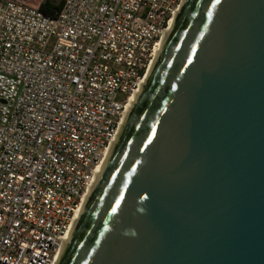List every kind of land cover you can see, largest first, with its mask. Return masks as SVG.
<instances>
[{
  "label": "water",
  "instance_id": "1",
  "mask_svg": "<svg viewBox=\"0 0 264 264\" xmlns=\"http://www.w3.org/2000/svg\"><path fill=\"white\" fill-rule=\"evenodd\" d=\"M52 264H264V0H181Z\"/></svg>",
  "mask_w": 264,
  "mask_h": 264
},
{
  "label": "built area",
  "instance_id": "2",
  "mask_svg": "<svg viewBox=\"0 0 264 264\" xmlns=\"http://www.w3.org/2000/svg\"><path fill=\"white\" fill-rule=\"evenodd\" d=\"M0 0V264H52L181 0Z\"/></svg>",
  "mask_w": 264,
  "mask_h": 264
},
{
  "label": "trees",
  "instance_id": "3",
  "mask_svg": "<svg viewBox=\"0 0 264 264\" xmlns=\"http://www.w3.org/2000/svg\"><path fill=\"white\" fill-rule=\"evenodd\" d=\"M62 5V1L57 2L55 0H42L40 2V9L49 15H54L56 14V11L62 8Z\"/></svg>",
  "mask_w": 264,
  "mask_h": 264
},
{
  "label": "rangeland",
  "instance_id": "4",
  "mask_svg": "<svg viewBox=\"0 0 264 264\" xmlns=\"http://www.w3.org/2000/svg\"><path fill=\"white\" fill-rule=\"evenodd\" d=\"M29 3H33V4H38L39 2H41L42 0H25Z\"/></svg>",
  "mask_w": 264,
  "mask_h": 264
},
{
  "label": "bare ground",
  "instance_id": "5",
  "mask_svg": "<svg viewBox=\"0 0 264 264\" xmlns=\"http://www.w3.org/2000/svg\"><path fill=\"white\" fill-rule=\"evenodd\" d=\"M90 188V187H89ZM78 212V211H77ZM77 214V213H76Z\"/></svg>",
  "mask_w": 264,
  "mask_h": 264
}]
</instances>
